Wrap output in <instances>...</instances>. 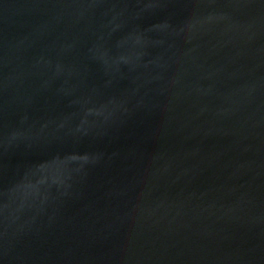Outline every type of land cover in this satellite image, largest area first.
<instances>
[{"label": "water", "instance_id": "obj_1", "mask_svg": "<svg viewBox=\"0 0 264 264\" xmlns=\"http://www.w3.org/2000/svg\"><path fill=\"white\" fill-rule=\"evenodd\" d=\"M0 264H264V0H0Z\"/></svg>", "mask_w": 264, "mask_h": 264}]
</instances>
